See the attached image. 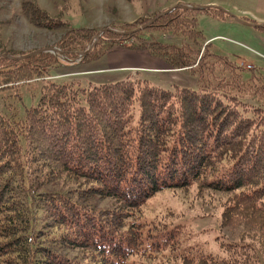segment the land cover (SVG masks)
I'll return each instance as SVG.
<instances>
[{
	"label": "trees",
	"instance_id": "16d2710c",
	"mask_svg": "<svg viewBox=\"0 0 264 264\" xmlns=\"http://www.w3.org/2000/svg\"><path fill=\"white\" fill-rule=\"evenodd\" d=\"M35 4L24 10L32 23L68 25ZM159 12L114 21L82 57L134 38L132 47L188 73L183 85L127 77L81 86L44 76L22 120L0 114V264H264V67L205 44L197 15L233 19L220 9L177 6L135 30ZM252 28L264 32V24ZM147 29L185 41L142 38ZM98 30L69 26L59 48L75 56ZM40 64L50 70L59 60L0 56V88L40 76ZM163 189L220 193V226L234 234L222 242L225 256L181 246L175 227L143 219V205ZM95 198L112 209L96 208Z\"/></svg>",
	"mask_w": 264,
	"mask_h": 264
},
{
	"label": "rangeland",
	"instance_id": "374dc122",
	"mask_svg": "<svg viewBox=\"0 0 264 264\" xmlns=\"http://www.w3.org/2000/svg\"><path fill=\"white\" fill-rule=\"evenodd\" d=\"M241 1L252 2L249 0ZM259 1H261L259 2L261 4L264 0ZM30 2H36L35 5L46 10L51 15L59 13L68 22L69 26L97 29L108 27L117 20L125 23H134L142 17L141 15L152 16L176 3L192 6L214 4L228 10L230 9L234 13L241 12L244 15L246 14L255 21H264V17L257 10H251L250 6L241 5L238 0H0V56L3 55L11 59H23L27 57L12 56L9 52L25 55L33 50L49 46H54L60 51V53L43 51L53 54L59 60L58 65L54 64L56 65L55 67L48 70L49 68L46 69L45 67L47 63L44 62L46 63L45 65H39V67H43V69L40 68L42 70L40 76L30 80H21V82L7 83L4 88H0V114L13 120H22L24 118L26 108L38 101L40 87L47 80L61 82L76 79L79 80L81 86H87L130 77L132 79L144 78L149 81V85L163 88H170V84L175 82L167 80V77H164L165 75L163 74L172 76L171 78H177L178 82L182 80V77L177 75L180 73L142 70L143 68L139 67L141 64L149 66L151 62L144 57L142 53L145 50L144 48L136 49L132 47V43L135 41L134 38H132L131 43L122 42L114 45L104 55L96 59L83 58L82 56L84 55L81 54L83 51H77L75 56L62 52L58 44L69 26L54 25L51 27L50 24L54 20L48 21L49 25L44 26L32 23L28 16L25 15L26 11H24L25 8L27 10V5ZM252 5L256 4L253 2ZM61 8L62 10L60 11ZM37 19L38 21L40 20L38 17ZM197 19L198 28L205 37L215 36L214 33L220 29L216 25L218 21L212 19L209 14L199 13ZM247 22L255 23L250 20H247ZM235 25L240 27L237 24ZM244 29L248 31L245 33L246 37L238 33H230L227 35L233 36L238 40L215 36L204 40L205 44L209 41H214L213 43L217 46H222L224 42L235 43L238 46L234 44L228 45L232 49L231 53L235 54L229 53L226 55L243 60L238 61L246 65V68L260 70V68L264 67V54L258 50L260 48L256 44L247 40L249 35L253 34V30ZM220 30V34L216 35H226L224 30ZM255 32L258 33L259 31ZM141 35L142 38L149 40L158 39L178 45L185 41L180 35H173L169 32L160 33V31L157 32V30L152 29L142 30ZM101 45H106V43ZM217 46H215V50H219L224 54V51L222 52ZM137 52H140V54L137 55ZM171 69H173L171 71L180 70ZM182 74L188 76V73L184 71H182ZM44 76L45 78L43 79ZM183 83L185 82H179L180 85H183ZM194 85L191 84V87H194ZM250 102L257 101L251 100ZM69 183L63 181L59 188L63 189ZM47 188H57V184H50ZM201 194L202 196H200ZM201 194L196 195L193 191H182L181 189H176L173 192L170 189L160 190L143 205V219L149 221L154 218H160V221L166 222L170 227H175L180 237L179 243L181 246H198L204 253L225 256L229 251L226 246L222 245V242L233 239L234 234L228 228L220 226L221 208L218 200V198L220 199V193L217 191H212V193L203 191ZM93 201L96 204L95 207L99 209H112L113 207L112 201L107 198H95ZM66 251L70 253L69 255L75 253L73 249H66Z\"/></svg>",
	"mask_w": 264,
	"mask_h": 264
},
{
	"label": "crops",
	"instance_id": "0c3cea01",
	"mask_svg": "<svg viewBox=\"0 0 264 264\" xmlns=\"http://www.w3.org/2000/svg\"><path fill=\"white\" fill-rule=\"evenodd\" d=\"M249 1H252V2H246V1L238 0V3H240L243 6H248V7L250 6L251 10H257L258 13L262 17H264V1L261 4L259 3V2H261L259 0H249ZM253 2L256 5H252ZM255 2H257V3H255ZM176 4H180V3H176ZM255 6H256V8H255ZM229 11H231V10L229 9ZM212 19H215L216 21H218V23L215 22V23H217L216 25H218L220 29L224 30L225 31L224 34H226V35H216V34H220L219 32H221V30L219 29V31L214 33L215 36H223V37H226L227 39L232 38V39L238 40V39L234 38L233 36L231 37V36H229L227 34L238 33V34L246 37L245 33H247L248 31L245 30L244 28L252 29L253 30V34L249 35V39L247 38V40L252 41L254 44H256L260 48L258 50L261 53L264 54V32H258V33H260V34H258V33L255 32L257 30L252 28L250 25L249 26H245V25L239 24L235 20L230 19V18H223V19L212 18ZM234 23L237 24L238 26L244 27V28L237 27ZM215 36H212V37L210 36V37H206V38L211 39V38H213ZM212 42H214V41H212ZM231 44L237 45L235 43H230V42H226V43L224 42L222 46L221 45L217 46L215 44L214 45L217 46L218 49H220L222 52L224 51V54H229L232 51V49L230 47ZM228 45H230V46H228ZM142 53H143L144 57H146L151 62V64L149 66L141 64V66H139V67H142L143 68L142 70H146V71L158 70V71H161V72H174L175 74L176 73H180V74H177V75L182 77L181 82L188 80L186 78L187 76L182 74V70L171 71L173 69H171L167 65H165L166 63L164 62V60H162L160 58H157V57H154L153 55L149 54L146 50H144ZM139 54H140V52H137V55H139ZM231 54H235V53H231ZM163 75H165L164 77H167L166 78L167 80H172V81L178 82L177 78H171L172 76H169L167 74H163Z\"/></svg>",
	"mask_w": 264,
	"mask_h": 264
},
{
	"label": "water",
	"instance_id": "95a60500",
	"mask_svg": "<svg viewBox=\"0 0 264 264\" xmlns=\"http://www.w3.org/2000/svg\"><path fill=\"white\" fill-rule=\"evenodd\" d=\"M179 7V6H183V7H188V8H194V9H206L208 7H214V8H217V9H220L221 11L229 14L230 16H232L237 22L239 23H242L244 25H250V26H261L264 24V21H262L261 23H251V22H247L246 20H243L239 17H237L236 15H234L232 12H230L229 10L221 7V6H218V5H214V4H205V5H199V6H186V5H181V4H175L165 10H162L161 12H159L157 15H155L154 17H152L149 22L139 26L138 28H136L135 30H138V29H141V28H144L146 27L149 23H152L153 21H155L158 17L166 14L167 12L171 11L172 9H174V7ZM108 29V27H104L100 30L97 31V33L95 34V38L89 43L88 45V48L81 52L82 55H85L86 53H88V51L90 50V48L95 44L96 40L99 38V36L101 35V33ZM118 32V31H117ZM120 34H124V33H127V32H119ZM43 51H53V52H56V53H60V51L54 47V46H49V47H43V48H40V49H36V50H33L25 55H21V57H29V56H32L36 53H39V52H43Z\"/></svg>",
	"mask_w": 264,
	"mask_h": 264
}]
</instances>
